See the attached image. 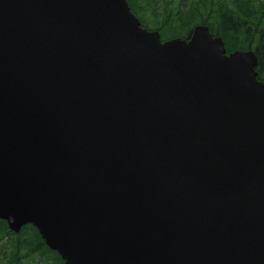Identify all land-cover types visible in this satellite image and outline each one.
<instances>
[{"label":"water","instance_id":"water-1","mask_svg":"<svg viewBox=\"0 0 264 264\" xmlns=\"http://www.w3.org/2000/svg\"><path fill=\"white\" fill-rule=\"evenodd\" d=\"M258 62L127 0H0V219L65 264H264Z\"/></svg>","mask_w":264,"mask_h":264},{"label":"trees","instance_id":"trees-1","mask_svg":"<svg viewBox=\"0 0 264 264\" xmlns=\"http://www.w3.org/2000/svg\"><path fill=\"white\" fill-rule=\"evenodd\" d=\"M143 26L159 31L164 40L191 37L206 25L221 37L228 52L252 50L264 81V0H128ZM0 264H65L50 250L38 230L27 225L12 232L0 220Z\"/></svg>","mask_w":264,"mask_h":264}]
</instances>
